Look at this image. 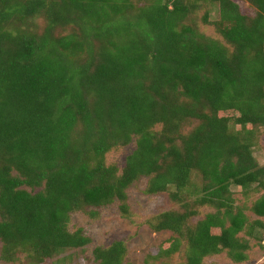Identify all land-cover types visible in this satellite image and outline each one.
<instances>
[{
	"label": "trees",
	"instance_id": "16d2710c",
	"mask_svg": "<svg viewBox=\"0 0 264 264\" xmlns=\"http://www.w3.org/2000/svg\"><path fill=\"white\" fill-rule=\"evenodd\" d=\"M246 1L254 15L236 0H0V260L46 264L86 247L72 213L118 201L129 216L127 191L143 176L175 205L148 220L172 233L157 257L249 259L250 238L264 241V194L252 219L232 186L264 190L253 154L264 0ZM201 11L220 39L201 31ZM134 138L123 169L109 165ZM93 253L124 264L127 247Z\"/></svg>",
	"mask_w": 264,
	"mask_h": 264
},
{
	"label": "rangeland",
	"instance_id": "374dc122",
	"mask_svg": "<svg viewBox=\"0 0 264 264\" xmlns=\"http://www.w3.org/2000/svg\"><path fill=\"white\" fill-rule=\"evenodd\" d=\"M243 11L254 15L256 9L246 0H236ZM205 11V10H204ZM213 13L212 19L216 18ZM203 11L199 14L200 29L206 35L214 38H221L215 26L212 23L202 22ZM137 138L126 146H119L112 149L106 157L109 165H118L121 169L125 166L128 155L136 148ZM253 154L261 166H264V129L257 133L253 141ZM149 177L143 176L136 180L128 189V203L130 206V215L123 217L120 210V203L89 208L88 210H97L98 215L92 217L87 211H76L72 213L70 229L77 230L83 228L85 234L92 238V242L84 248L70 250L67 253L49 260L46 264L66 257L64 264H94V249L96 246H107L115 240H124L127 247V254L124 264H175L183 261L184 252L173 254L171 256L157 257L160 250L167 246V242L172 236L170 231L157 232L148 224L159 213L170 210L175 207L167 193L149 194L146 192ZM237 204L244 205L246 212L252 219H257L251 210L253 202L264 194V190L251 189L248 193L244 192L238 186H232ZM214 211L213 208L205 207L202 213L195 221L202 219L205 215ZM264 220V217L262 218ZM252 248L249 252V259L242 263L234 262L226 253L207 257V264H264V241L256 238H250ZM0 242V253H1ZM0 264H13L0 260ZM21 264V263H18Z\"/></svg>",
	"mask_w": 264,
	"mask_h": 264
}]
</instances>
